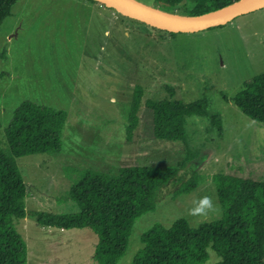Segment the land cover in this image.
Returning a JSON list of instances; mask_svg holds the SVG:
<instances>
[{
  "label": "rangeland",
  "instance_id": "obj_1",
  "mask_svg": "<svg viewBox=\"0 0 264 264\" xmlns=\"http://www.w3.org/2000/svg\"><path fill=\"white\" fill-rule=\"evenodd\" d=\"M150 7L156 0H136ZM181 6L170 9L180 15ZM0 27L1 122L4 128L24 101L67 113L63 149L54 155L17 159L27 187V218L16 224L28 247V264H99V238L91 229L41 226L33 212L77 215L71 190L87 172L114 175L131 166L180 167L188 152L194 160L157 197V207L141 217L127 254L132 264L142 235L155 225L170 228L178 219L196 227L219 221L223 208L214 177L219 174L264 182V125L232 101L245 82L264 74V8L197 32L160 31L87 0H20ZM136 20V21H135ZM162 30V29H161ZM136 86L144 90L141 123L127 140L128 113ZM225 96L229 100L225 99ZM207 99L209 117L189 118L188 144L161 138L147 100ZM215 117V118H214ZM221 120L222 131L212 125ZM200 186L175 197L194 175ZM203 196L213 208L192 215ZM205 264L220 258L209 250Z\"/></svg>",
  "mask_w": 264,
  "mask_h": 264
},
{
  "label": "trees",
  "instance_id": "obj_2",
  "mask_svg": "<svg viewBox=\"0 0 264 264\" xmlns=\"http://www.w3.org/2000/svg\"><path fill=\"white\" fill-rule=\"evenodd\" d=\"M19 1L0 0V27L12 16L13 7ZM156 1L160 7L154 5V8L175 13L170 9L181 6L180 15L197 17L240 0ZM0 58H7L5 51H0ZM5 75L0 72V79ZM225 99L229 100L226 96ZM143 101L144 90L136 86L128 113L127 140L130 142L141 123ZM229 101L247 117L264 125V74L245 82ZM145 106L152 111L153 126L161 138L184 144H188L189 118L209 117L207 99L191 103L147 100ZM66 121V112L28 100L20 104L12 121L4 128L6 146L0 140V264H28L27 244L15 227L27 218V187L17 159L61 153ZM212 125L222 131L220 119L213 120ZM193 160L194 155L188 152L180 167H122L112 176L89 171L71 190L81 208L79 214L33 212L31 216L41 226L61 230L91 229L99 238L96 248L99 264H118L127 254L137 221L156 210L161 189L172 181L180 182L177 178L180 171ZM213 179L224 212L222 219L196 227L184 218L175 221L170 228L155 225L142 235L143 247L132 264H205L210 259L209 250L220 258L217 264H264V182L224 174ZM202 182L201 176H192L180 184L175 197L191 193Z\"/></svg>",
  "mask_w": 264,
  "mask_h": 264
},
{
  "label": "water",
  "instance_id": "obj_3",
  "mask_svg": "<svg viewBox=\"0 0 264 264\" xmlns=\"http://www.w3.org/2000/svg\"><path fill=\"white\" fill-rule=\"evenodd\" d=\"M121 14L170 32H197L225 24L239 16L264 8V0H240L202 16H183L147 6L136 0H96Z\"/></svg>",
  "mask_w": 264,
  "mask_h": 264
},
{
  "label": "clouds",
  "instance_id": "obj_4",
  "mask_svg": "<svg viewBox=\"0 0 264 264\" xmlns=\"http://www.w3.org/2000/svg\"><path fill=\"white\" fill-rule=\"evenodd\" d=\"M213 208L212 199L209 196H203L199 199L198 202H196V206L189 209L190 214L196 215V214H204L207 210Z\"/></svg>",
  "mask_w": 264,
  "mask_h": 264
},
{
  "label": "crops",
  "instance_id": "obj_5",
  "mask_svg": "<svg viewBox=\"0 0 264 264\" xmlns=\"http://www.w3.org/2000/svg\"><path fill=\"white\" fill-rule=\"evenodd\" d=\"M61 231H66V230H61Z\"/></svg>",
  "mask_w": 264,
  "mask_h": 264
}]
</instances>
